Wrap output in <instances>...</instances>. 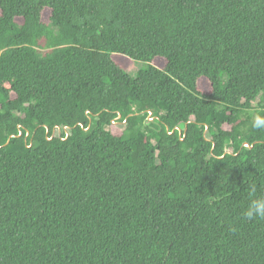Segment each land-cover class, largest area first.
<instances>
[{
  "label": "trees",
  "instance_id": "obj_1",
  "mask_svg": "<svg viewBox=\"0 0 264 264\" xmlns=\"http://www.w3.org/2000/svg\"><path fill=\"white\" fill-rule=\"evenodd\" d=\"M0 97V264H264V0H0Z\"/></svg>",
  "mask_w": 264,
  "mask_h": 264
},
{
  "label": "clouds",
  "instance_id": "obj_2",
  "mask_svg": "<svg viewBox=\"0 0 264 264\" xmlns=\"http://www.w3.org/2000/svg\"><path fill=\"white\" fill-rule=\"evenodd\" d=\"M253 129H264V116H255L251 122ZM248 200L241 215L245 220H264V193L257 194L255 185L248 186Z\"/></svg>",
  "mask_w": 264,
  "mask_h": 264
},
{
  "label": "rangeland",
  "instance_id": "obj_3",
  "mask_svg": "<svg viewBox=\"0 0 264 264\" xmlns=\"http://www.w3.org/2000/svg\"><path fill=\"white\" fill-rule=\"evenodd\" d=\"M145 68H146V66L143 65V64L132 63V64H130V66L127 68L126 73H127L130 77H132V78H136L137 75H138V73H139L141 70L145 69ZM224 86H225V83H224ZM1 100H2V98L0 97V102H1ZM263 100H264V99H263ZM134 108H135V107H134V104H132V109H134ZM157 112H158V117H152V115H151L150 113H148V115H149L148 119H150V121H151L153 124H157V123H158V120H160V118L166 116V114H167L166 107H165L164 105H162V104L159 105V108H158ZM216 112H217V116H218L219 118H224V117H225V116H224V109H223V107H221V106H217V107H216ZM260 113H261V112H256V113L251 112V113L249 114V120H248V123H246V124L244 125L243 130H242L244 134H246V133L248 132V130H249V128H250V124H251L252 120L254 119V117L257 116V115H259ZM146 131H148V128H147ZM244 134H243V135H244ZM129 165H130L129 162H125V163H124V166H125V167H128Z\"/></svg>",
  "mask_w": 264,
  "mask_h": 264
},
{
  "label": "water",
  "instance_id": "obj_4",
  "mask_svg": "<svg viewBox=\"0 0 264 264\" xmlns=\"http://www.w3.org/2000/svg\"><path fill=\"white\" fill-rule=\"evenodd\" d=\"M150 114H151V113H150ZM118 117H120V114H118ZM125 121H126V120H125ZM125 121H124V122H125ZM45 129H46V132H48V128L45 127ZM206 129H207V126H206ZM177 131L180 133V130H179V129H178ZM244 147H247V145L244 144ZM247 148H248V147H247ZM250 148H251V147H249L248 149H250ZM213 149H214V146L212 147V150H213Z\"/></svg>",
  "mask_w": 264,
  "mask_h": 264
}]
</instances>
